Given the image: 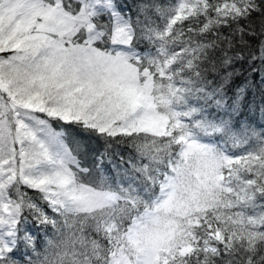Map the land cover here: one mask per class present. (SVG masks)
I'll list each match as a JSON object with an SVG mask.
<instances>
[{"label": "snow or ice", "instance_id": "6c2138e0", "mask_svg": "<svg viewBox=\"0 0 264 264\" xmlns=\"http://www.w3.org/2000/svg\"><path fill=\"white\" fill-rule=\"evenodd\" d=\"M133 6L0 0V264H264V0Z\"/></svg>", "mask_w": 264, "mask_h": 264}, {"label": "trees", "instance_id": "16d2710c", "mask_svg": "<svg viewBox=\"0 0 264 264\" xmlns=\"http://www.w3.org/2000/svg\"><path fill=\"white\" fill-rule=\"evenodd\" d=\"M121 3L127 8L134 9V0H121ZM236 85H243L247 88V96L244 101V107L240 119L251 121L253 126L264 124V116L261 115L259 109L264 107V83L261 82V75L254 73L247 63H241L237 66ZM257 131L261 129L257 127ZM81 159L85 165L91 164L94 158L103 151L104 144L101 139L96 137L81 138ZM127 155V152H125ZM35 231V228L33 229ZM49 230L48 235H51ZM41 242L45 239L44 232L41 230L37 233Z\"/></svg>", "mask_w": 264, "mask_h": 264}]
</instances>
